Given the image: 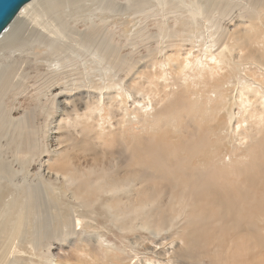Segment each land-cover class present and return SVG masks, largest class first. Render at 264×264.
I'll use <instances>...</instances> for the list:
<instances>
[{
	"label": "rangeland",
	"instance_id": "374dc122",
	"mask_svg": "<svg viewBox=\"0 0 264 264\" xmlns=\"http://www.w3.org/2000/svg\"><path fill=\"white\" fill-rule=\"evenodd\" d=\"M201 1L204 8L196 24L190 19V0H185L178 37H171L158 53L140 46L134 68L118 69L116 86L102 88L96 79L89 84V95H79L81 89L66 92L75 96V102H45L44 92L31 84H21L15 92L2 95L0 212L7 202L26 197L31 189L37 191L38 210L30 238L33 246L20 238L10 244V249L0 248V264H12L9 260L14 256L13 264H264V120L261 115L249 117L253 107L244 110L239 98L243 89L252 96V102L256 101L261 114L264 92L259 89L252 95V90L264 80V73L253 66L255 75L245 67L236 70L238 62L252 56L253 61L264 64V0ZM131 19L115 22V42L123 50L122 56L129 48L126 35L130 37L144 21ZM229 49L235 59L231 64L234 69L222 57L213 88L208 86L207 92L201 81L193 84L190 74L197 71L187 65V60L191 58L195 66L200 60L207 65L221 56V50L228 53ZM168 55L185 62L183 76L159 90L167 94L165 111L158 103L157 117L146 115L143 109L148 124H139L133 119L134 108L145 102H134L135 97H144L136 90L138 83L143 81L146 87H141L147 90L142 75H152L154 70L158 73L159 59ZM241 77L246 84L237 82ZM163 80L159 78V84ZM253 80L255 85L250 86ZM214 88L216 99L208 100L207 93ZM109 94L118 98L121 115H127L128 120L120 127L123 132L109 138L106 131L101 136L99 130L90 131V123L84 124L88 132H81L92 101H100L105 110L102 118L108 119ZM171 117L177 121L171 123ZM102 128L108 129V123ZM153 141L159 152L156 166L162 165L150 169L156 175L139 173L134 181L121 186L119 182L132 174L130 165L141 166L139 158L130 163L133 146L140 150ZM60 160L72 171L73 186L57 174L56 162ZM79 179L87 182L86 190ZM52 185L61 191L59 199L49 197ZM83 202L88 210L96 211L95 224L86 225V219L80 218L79 225L73 226L76 233L62 240L54 227L58 219L53 212L65 217L67 214L60 213L63 203L71 212ZM2 254L5 261H1Z\"/></svg>",
	"mask_w": 264,
	"mask_h": 264
},
{
	"label": "bare ground",
	"instance_id": "6f19581e",
	"mask_svg": "<svg viewBox=\"0 0 264 264\" xmlns=\"http://www.w3.org/2000/svg\"><path fill=\"white\" fill-rule=\"evenodd\" d=\"M202 3L203 1L201 0H190V4L187 3L190 19L194 21V24H196L195 22L197 18L201 15V9L204 8ZM185 6V0H30L26 2L20 8L14 19L0 34V99L2 95L4 96L9 92H15L17 88H20L18 86L21 84L27 86L31 84L33 86L32 88L43 91L46 100L45 102H75V96L72 94L68 95L66 92L75 89H78L79 91V89H81L82 92H79V95L82 96L83 93L89 95V92L87 91V89L90 88L89 84L96 79L99 80V84L102 85V88L116 86L119 80L117 74L118 69L126 68L131 70L134 68L137 61L135 57L138 55L137 53L141 52L140 46L146 47V50L150 53H158L166 48L167 41L171 37H178L179 32L177 29L182 25ZM128 18H132L131 20L142 18L144 21L142 26L132 33L130 37L125 34V41L128 43L129 48L125 50L126 52L124 53V56H122L123 50L118 46L117 42H115V36L118 33L116 27L117 24L115 22L117 20ZM124 21L127 23V20ZM258 24H260V22ZM152 26L155 27V29H153ZM237 31L239 32V30ZM253 33L255 34L257 31ZM261 39L256 41H260ZM152 43L158 45H152ZM259 45L261 44L259 43ZM224 50H221V56L217 58L212 54L211 57H214V59L207 65H204L203 61L200 60L201 66H195L194 61H190L191 58L187 60V65L192 69L195 68L197 71V73L190 74L193 84H197L201 81L203 84V90L207 91L208 86L213 88L212 84L218 77V70L222 69L219 66L221 62L219 59L222 57L226 60L227 65L230 66L231 69H234L231 66L235 60L232 58V51L229 49V52L225 53ZM262 50H264V48H262ZM244 56L245 55H243V57ZM252 58L253 56L245 59V61L241 59L242 61L238 63L236 62L238 66L236 70L241 71L244 70L243 67H245L255 75L257 70H253L252 68L254 67L258 69L262 75V73H264V64L257 63L258 61L255 62ZM184 64L185 62L183 60L168 55L165 59H159V66L157 68L155 67L156 69H159L158 73H155L154 70L152 75H142V77L146 78L147 86L149 87L147 90L142 89V87L145 86L143 81H139L140 83H138L139 85L136 90L144 97L141 98V100L135 97L134 102L140 101L145 103L140 105V107L134 108V120L139 124H148V120L142 114L141 110L143 109H145L144 113L146 115L151 114L152 116L157 117L160 114V110L157 108V103L163 109V101L167 94L165 93L162 95L159 90L162 87H168L170 84H174L180 80V77L183 76L182 72L185 66ZM107 75L109 76L104 77ZM159 78L164 79L163 84H159ZM237 82L244 85L246 80L241 77L237 79ZM253 82L255 81L253 80L250 83V86H252ZM259 89L264 92V80L258 82L257 88L252 90V95L259 93ZM215 90H217V88L210 91L214 96H212V93H207L208 100H212L213 97L215 98ZM262 97H264V94ZM108 98V119L104 121V118H102L101 113L104 110V107L100 106V101H92L93 103L90 104L89 112L84 116L85 118L80 125L82 127L81 132H88L84 127V124L86 123H90V131L99 130L101 136L107 131V134H105L109 135V138L110 136H115L118 132H123L120 127L123 122L128 120L127 115H121L118 107V98L114 94H109ZM239 98L241 103L244 104V110H246L247 107H253L252 111L249 113V117L261 115L260 117L264 120V100L261 101L263 110L260 114V112L257 111L258 109H256V101L252 102V96L247 93L245 94L243 89L239 90ZM0 102H2V100H0ZM147 102H149V104ZM152 102L154 103L151 104ZM163 110L165 111V109ZM241 114L243 113L241 112ZM174 117L170 118L171 123L177 121ZM225 117L227 118V116ZM236 118L238 119L239 117ZM111 119L114 120L115 124L111 122ZM192 121L194 122V120ZM212 121L214 120L212 119ZM105 123H108V129L104 131L102 125ZM112 126L115 127L113 128ZM234 127L236 128V126ZM221 130L224 131V129ZM227 130L228 129H226V131ZM248 133L251 134V132ZM227 134H230V131ZM150 139L152 138H149V140ZM246 143L248 144V142ZM257 145L256 143L254 144V146ZM248 146H250V144ZM55 152L57 153L58 151ZM158 153L154 141L148 146L144 148L142 147L140 150L133 146L128 158L130 163L134 162L132 161L134 158L135 160L139 158L141 166H139V168H131L130 165L128 170L132 172V174L128 175V177L126 176L125 179L119 182L121 186L124 185L125 181H134L139 173H141V176L145 174H148L147 176L156 175L154 172L151 174L150 169L152 170V167L154 165L156 166V163H159V161L157 162ZM149 154H152L153 158L148 159ZM56 170L58 171L57 174H60L63 179H67L69 185L73 186L70 183L72 181V171L65 167L63 160L56 162ZM79 183L84 185L83 190L88 188L85 180L81 181L79 179ZM48 192L50 198L53 197V199H59L61 197V191L53 185L52 187H49ZM19 193V195H21V192ZM11 195H8L10 199H12L10 197ZM13 196L15 197L14 194ZM79 196L84 198L81 194H79ZM36 197L37 191L31 189L27 192L26 197L24 196V198H21L18 196L4 205L3 210L0 212V248L3 250L9 248L10 244H13L15 240L19 241L20 238L23 239L24 243L27 241L33 246V241L30 238L33 236L32 227L36 226L35 217L38 210L35 202ZM53 205L54 204H52V206ZM60 213L67 215L63 217L62 215L53 212V216L58 219V221L54 223V227L55 230L60 231V236L64 241L76 233L73 226L79 225L80 218L86 219L84 222L86 225L95 224L96 211L94 209L88 210L84 202L77 207V210L72 208L71 212L66 203H63ZM42 225L45 226V222H42ZM4 252L7 253L8 250ZM4 259L5 255L2 254L1 261ZM16 259L17 258L14 256V258L8 260L13 264Z\"/></svg>",
	"mask_w": 264,
	"mask_h": 264
},
{
	"label": "water",
	"instance_id": "95a60500",
	"mask_svg": "<svg viewBox=\"0 0 264 264\" xmlns=\"http://www.w3.org/2000/svg\"><path fill=\"white\" fill-rule=\"evenodd\" d=\"M28 1L30 0H0V34Z\"/></svg>",
	"mask_w": 264,
	"mask_h": 264
}]
</instances>
